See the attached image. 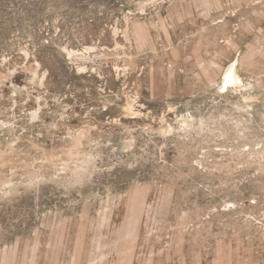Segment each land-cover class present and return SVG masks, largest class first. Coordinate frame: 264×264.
Instances as JSON below:
<instances>
[{"label": "rangeland", "instance_id": "rangeland-1", "mask_svg": "<svg viewBox=\"0 0 264 264\" xmlns=\"http://www.w3.org/2000/svg\"><path fill=\"white\" fill-rule=\"evenodd\" d=\"M0 264H264V0H0Z\"/></svg>", "mask_w": 264, "mask_h": 264}, {"label": "bare ground", "instance_id": "bare-ground-1", "mask_svg": "<svg viewBox=\"0 0 264 264\" xmlns=\"http://www.w3.org/2000/svg\"><path fill=\"white\" fill-rule=\"evenodd\" d=\"M244 60V58H236L233 59L229 64H227V66L223 70L222 79L218 86L220 91H222L223 93L227 92L231 87L234 88L235 91H239V89H246L248 85H250L249 83H245L242 74L240 73L239 64ZM124 108L126 111L132 110V106L129 104L124 106ZM33 115L34 118H36L38 116V111H36Z\"/></svg>", "mask_w": 264, "mask_h": 264}]
</instances>
